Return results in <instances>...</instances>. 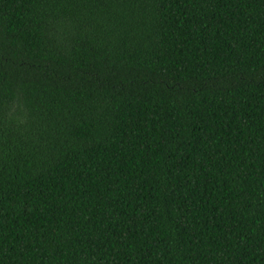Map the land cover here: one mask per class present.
Returning a JSON list of instances; mask_svg holds the SVG:
<instances>
[{"label": "trees", "instance_id": "obj_1", "mask_svg": "<svg viewBox=\"0 0 264 264\" xmlns=\"http://www.w3.org/2000/svg\"><path fill=\"white\" fill-rule=\"evenodd\" d=\"M0 264H264V0H0Z\"/></svg>", "mask_w": 264, "mask_h": 264}]
</instances>
